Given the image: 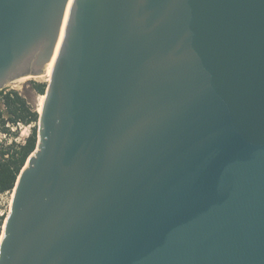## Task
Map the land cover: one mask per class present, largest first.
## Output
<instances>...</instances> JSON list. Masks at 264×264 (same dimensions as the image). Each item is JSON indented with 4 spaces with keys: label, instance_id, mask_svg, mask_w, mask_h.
<instances>
[{
    "label": "water",
    "instance_id": "1",
    "mask_svg": "<svg viewBox=\"0 0 264 264\" xmlns=\"http://www.w3.org/2000/svg\"><path fill=\"white\" fill-rule=\"evenodd\" d=\"M52 63L0 264H264V0H0Z\"/></svg>",
    "mask_w": 264,
    "mask_h": 264
},
{
    "label": "trees",
    "instance_id": "2",
    "mask_svg": "<svg viewBox=\"0 0 264 264\" xmlns=\"http://www.w3.org/2000/svg\"><path fill=\"white\" fill-rule=\"evenodd\" d=\"M45 84L32 83V89L42 96L45 90ZM4 108L0 107V132H6V122L16 124L20 122L23 125L37 123V111L31 110L26 100L16 91H10L3 99ZM36 145V127H33L31 133L25 140V144L18 151L8 148L6 153L2 152L0 156V194L13 190L17 176L25 164L27 157L34 150ZM7 154V157L4 155Z\"/></svg>",
    "mask_w": 264,
    "mask_h": 264
},
{
    "label": "rangeland",
    "instance_id": "3",
    "mask_svg": "<svg viewBox=\"0 0 264 264\" xmlns=\"http://www.w3.org/2000/svg\"><path fill=\"white\" fill-rule=\"evenodd\" d=\"M50 77V74L46 77L41 78H35V79H29L25 82H23L21 85L16 84V86L11 85L8 87L11 91L18 92L27 102L28 106L33 111H37V113H40V96L38 93H36L32 89V83H43L46 85ZM18 85V86H17ZM37 125V123H36ZM35 124H31V126L23 125L20 129H17L16 136L20 137L22 139L23 137H26L29 133H31L33 127H36ZM9 200V194L2 195L0 198V213L3 212V215L0 217V226L4 225V220L7 213V201Z\"/></svg>",
    "mask_w": 264,
    "mask_h": 264
},
{
    "label": "built area",
    "instance_id": "4",
    "mask_svg": "<svg viewBox=\"0 0 264 264\" xmlns=\"http://www.w3.org/2000/svg\"><path fill=\"white\" fill-rule=\"evenodd\" d=\"M10 91L11 90L8 87L0 90V107L2 109L4 108V104H3L4 100L3 99L7 94L10 93ZM22 126H23V124H21L20 122H18L16 124L6 122L5 128L7 129V131L6 132H0V156H1L2 152L6 153L8 151V148H11L12 150L18 151L20 149V147L25 144V140L29 136L30 133L28 135H26V137H23L22 139H20V137L16 136L17 129H20ZM27 126L29 127L31 125H27ZM4 157H7V154H5ZM12 191H10V192L8 191V192H5L3 194H0V198L2 197V195L9 194V200L7 201V204H6V207H7L6 215L9 212L11 199H12ZM2 215H3V212L0 213V217ZM2 230H3V226H0V237L2 234Z\"/></svg>",
    "mask_w": 264,
    "mask_h": 264
},
{
    "label": "bare ground",
    "instance_id": "5",
    "mask_svg": "<svg viewBox=\"0 0 264 264\" xmlns=\"http://www.w3.org/2000/svg\"><path fill=\"white\" fill-rule=\"evenodd\" d=\"M52 66H53V63L50 64L49 66H47V68H46V72H45L43 75L39 76V77H34V78H32V77H25V78H22V79L18 80L17 82H15V83L12 84V85H13V86H16V84H20V85H21L23 82H25V81H27V80H29V79H35V78L38 79V78H40V80H41V78L46 77L47 75H49V74L51 73ZM17 86H18V85H17ZM43 99H44V96H43V95L40 96V111H41V107H42ZM12 195H13V193H12Z\"/></svg>",
    "mask_w": 264,
    "mask_h": 264
}]
</instances>
